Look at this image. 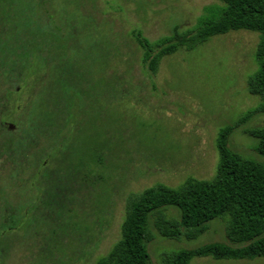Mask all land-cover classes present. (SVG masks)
Returning a JSON list of instances; mask_svg holds the SVG:
<instances>
[{
	"label": "rangeland",
	"instance_id": "374dc122",
	"mask_svg": "<svg viewBox=\"0 0 264 264\" xmlns=\"http://www.w3.org/2000/svg\"><path fill=\"white\" fill-rule=\"evenodd\" d=\"M213 5L220 4L216 0H0V24H20L19 28L24 23L47 24L56 30L47 39L74 37L79 49L75 51L83 55L84 72L91 75L96 89L111 90V85H107L111 72L117 74L114 80L121 86L118 91H124L123 97L110 96L112 100L107 103L100 100L95 110L98 113L67 116L71 122L63 129L65 139L82 147L94 146L108 133H120L110 135L112 140H118L119 153L117 148L113 149V154L105 158V163H111L108 190L101 186L99 192L96 183L80 184L79 191L74 188V194L65 198V209L59 219H64L66 211L70 218L64 221V234L58 231L61 240L54 245L49 258L39 262L35 251L13 247L6 264H95L119 239L128 195L158 183L177 187L188 178L213 177L218 162L219 130L233 126L259 104L258 98L247 90V81L258 69L255 51L259 35L237 31L211 38L192 51L164 58L155 75L141 63V51L132 37L133 32H140L154 42L169 36L174 27L192 29L204 10ZM59 28L64 30L61 34ZM4 39L9 41L10 35H4ZM98 46L104 47V51ZM30 52L36 54L34 45ZM104 56H113L110 66ZM31 58L28 72L34 77L52 67L45 66L41 58ZM5 86L13 88L10 83ZM26 96V90L18 96L10 94L9 115L3 116L5 123L15 126L23 123L20 112L13 110V102L24 106ZM77 108L75 102L70 114ZM259 127H264V115H257L237 128L230 137L229 148L243 158L264 162L254 151L256 140L243 133ZM2 134L6 139L13 137V132ZM3 180L0 172V183ZM18 196L32 199L34 193L26 190ZM170 212L176 216L175 211ZM225 225L224 220H215L193 241H169L154 233L148 247L151 264H161L162 255L174 250L229 244ZM25 236V232L16 234L21 240ZM38 241L34 239L31 245L37 246ZM190 264H264V258L253 261L193 258Z\"/></svg>",
	"mask_w": 264,
	"mask_h": 264
},
{
	"label": "trees",
	"instance_id": "16d2710c",
	"mask_svg": "<svg viewBox=\"0 0 264 264\" xmlns=\"http://www.w3.org/2000/svg\"><path fill=\"white\" fill-rule=\"evenodd\" d=\"M216 1L220 5L206 8L192 29L174 27L169 36L154 42L140 32H133L132 37L141 51V63L155 75L164 58L180 51H192L211 38L237 31L257 33L258 69L247 81V90L249 95L258 98L259 104L233 126L219 130L218 162L213 177L188 178L177 187L158 183L128 195L119 239L95 264H151L148 247L154 233L169 241H193L208 230L209 223L219 219L226 223L229 244L211 243L191 250H174L162 255L161 264H190L193 258L206 257L234 261L264 258V162L243 158L229 148L230 137L237 128L257 115H264V0ZM24 24L21 28L20 24H0V42H3L0 83L4 86L0 84V159L3 161L0 172L8 180L0 183V264H6L13 247L35 251L39 262L49 258L54 245L61 240L60 235L64 234V221L70 218L66 211L64 219H59L66 196L73 195L74 188L79 191L80 184L96 183L99 192L101 186L108 190L111 163H105V158L118 146V140H112L110 135H120L117 131L108 133L92 147L74 146L63 137V129L71 122L67 116L97 112L100 100L107 103L112 100L110 96L123 97L124 91H118L121 86L114 80L117 74L111 72L114 78L107 80L111 90L109 87L96 89L91 75L84 72L83 55L75 51L79 49L74 37L60 35L63 39H47L46 36L56 34L53 26ZM63 31L58 29L59 34ZM6 34L10 35L9 41L4 39ZM32 45L36 54L30 52ZM98 48L104 51V47ZM113 52L118 55L117 51ZM33 56L52 67L34 77L28 72ZM104 57L110 66L113 56ZM8 83L13 88L6 87ZM25 90V105L13 102V110L20 112L23 123L14 125L13 141L1 140L6 121L3 116H8L10 111V94L18 96ZM75 102L78 108L70 114ZM243 133L256 140L254 151L264 158V127L249 128ZM119 151L117 148V154ZM26 190H33L32 199L19 198ZM170 211H175L176 216ZM17 232H25L24 240L29 242L21 244L24 240L16 238ZM34 239H39L37 246L31 245Z\"/></svg>",
	"mask_w": 264,
	"mask_h": 264
},
{
	"label": "flooded vegetation",
	"instance_id": "af4514ba",
	"mask_svg": "<svg viewBox=\"0 0 264 264\" xmlns=\"http://www.w3.org/2000/svg\"><path fill=\"white\" fill-rule=\"evenodd\" d=\"M16 132V130L15 129H8V128H6V129H4V130H1V132ZM3 140H6V141H13V137H10V138H8V139H6V138H4ZM13 164V163H12ZM29 174H32V172H31V170H29ZM5 179V178H4ZM13 180V179H12ZM5 181L6 182H8V180L7 179H5ZM10 188H12V190H13V186L12 187H10ZM12 194H13V192H12ZM12 197V196H11Z\"/></svg>",
	"mask_w": 264,
	"mask_h": 264
},
{
	"label": "water",
	"instance_id": "95a60500",
	"mask_svg": "<svg viewBox=\"0 0 264 264\" xmlns=\"http://www.w3.org/2000/svg\"><path fill=\"white\" fill-rule=\"evenodd\" d=\"M5 126L8 128V129H14L15 126L13 124H7L5 123Z\"/></svg>",
	"mask_w": 264,
	"mask_h": 264
}]
</instances>
